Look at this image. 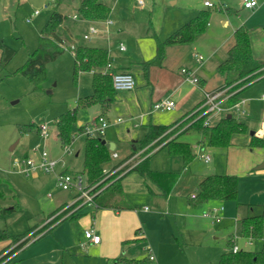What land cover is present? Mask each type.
<instances>
[{
    "label": "rangeland",
    "instance_id": "374dc122",
    "mask_svg": "<svg viewBox=\"0 0 264 264\" xmlns=\"http://www.w3.org/2000/svg\"><path fill=\"white\" fill-rule=\"evenodd\" d=\"M137 1L132 0L131 3L128 0L122 10H120V5L116 4V0L106 1L116 14L123 12L126 14L123 16L126 20L131 19L130 16L136 20L133 23L127 21L126 28L122 22V27H118L120 32L124 29V32L135 34L140 27L147 25L149 20L156 26L163 25L167 21L165 15L172 9L178 10L176 6L168 5L169 10L165 12L162 11V6H157L155 12L150 15V0H142L143 8L136 3ZM79 2L80 0H0V39L15 50L12 59L3 64L1 62L2 50L0 49V190L6 194V198L0 199V205L10 210L4 215L0 214V230L6 229L13 235L26 233L55 211L60 202L71 198L72 190L59 188L54 173L20 172L15 160L27 156L37 159L39 152L43 149L54 157L60 156L66 144H63L56 135V119L62 113L73 109L76 106V100L84 97L91 90L90 74L82 76L80 72L77 76L74 73V55L71 48H67L57 59L47 63V78L41 89L35 90L30 80L19 71L29 55L38 47L40 34L52 13L57 10L73 14L72 10L78 6ZM169 3L171 4V1ZM116 5L118 6L116 7ZM132 7H134L133 15L130 13ZM35 10H40V14L34 16L31 21H27ZM71 20L72 18L67 25L74 28L75 25ZM260 23L264 25V19L261 21L254 18L252 22L256 26ZM63 26L64 24L59 29L61 35L65 37L62 32ZM86 32H88V27L84 33ZM117 35H125V33L119 34L117 27L113 25L109 39L114 41ZM131 37L130 35V39H125L128 51L133 47ZM106 41V33L103 37L94 35L82 39L83 43L94 46L102 44L101 42L105 44ZM69 46L67 45V47ZM257 65H259L258 62L254 60L246 65V69L255 68ZM261 77V81L264 83V75ZM210 81L216 83L217 79L213 78ZM188 115L180 120L179 124L188 119ZM117 116L124 118V115L119 113ZM78 117L84 123L92 120L89 110L82 113L81 109ZM44 123L48 125L47 137L40 133L39 126ZM147 124L137 128L134 137L127 132L125 123L110 126L104 130L103 134L98 135V137L114 143L115 148L111 150V154L117 152L120 156V158L112 157L105 168L132 151V147L136 144L134 141L139 138L143 139L148 131ZM186 125H183L182 128H185ZM76 131L77 128H75L73 136L77 135ZM179 131H174L172 137L177 136ZM250 131L248 134H239V138L233 141L240 146H228L229 148L208 145L207 137L195 129L190 130L189 134L183 133L177 137L178 140L189 142L192 147L195 139L201 137L206 140L205 144L197 148L196 156L189 165L190 174L193 175L185 184V192L196 193L200 174L225 173L228 167L229 172L238 177V192L235 199H210L198 204L187 215V205L184 198L180 197L182 203H172L168 209L159 211L155 207L154 196L148 194V191L145 193L146 183L151 184L147 176L133 171L124 180L126 201L139 214L142 230L148 239L157 243L162 237L172 238L174 233L183 247L184 239L190 244L193 243L186 250V256L177 255L175 264H219L220 254L232 249L230 238L232 243H236L240 249L259 250L262 247L264 227L261 238H249L253 241L252 245L248 238L241 236L240 233V220L243 217L263 213V205L260 204L264 202V167L256 168V166L261 164L257 160L261 156L264 157V148L249 146L250 140L248 141L247 138L245 140V137H251ZM76 140L74 151L67 154L63 160V165L69 166V170H82L83 168L84 138L80 137ZM12 146L14 149L11 150ZM37 147H39V151H34ZM78 149L80 155L75 156ZM205 150L211 155V161L208 163L204 162L201 157ZM148 167L153 171L178 172L183 169L182 157L170 154L167 148H164L148 159ZM152 186L154 187V185ZM174 198H179V196L173 194ZM145 206H148L149 211H142ZM221 206L224 210L222 214H219L220 219L214 220L215 224H208L213 219L201 217L205 212ZM12 208L15 209L12 210ZM75 221L68 220L37 241L25 246L19 251L15 263L107 264L103 262L104 257H101L97 250L90 247L82 248L80 244L77 247H66V242L77 243L78 236L83 234L84 224L79 223L77 226ZM49 223L51 221L44 226L47 227ZM204 223V226H207L205 233L202 232L206 229L203 226ZM39 231L40 229L32 236ZM148 247H150L149 244L137 241L123 245L120 253L129 257L144 256L148 255ZM167 252L168 248L164 253ZM110 263L114 264L113 261ZM152 264L155 262L153 261Z\"/></svg>",
    "mask_w": 264,
    "mask_h": 264
},
{
    "label": "crops",
    "instance_id": "0c3cea01",
    "mask_svg": "<svg viewBox=\"0 0 264 264\" xmlns=\"http://www.w3.org/2000/svg\"><path fill=\"white\" fill-rule=\"evenodd\" d=\"M116 1V4L120 5V10H122L123 6L127 4L128 0ZM169 1H171V4ZM205 1L207 0H150V15H152V12H155V8L157 6H162V11L165 12L169 10L168 5L176 6L178 10L172 9L167 15H165L167 21L163 25L159 24L156 26L152 24L151 20H149L148 24L140 27L138 29L139 31L135 34L124 32V29L120 32L118 27H122V22H124V27L126 28L127 26L125 25L127 21L133 23L136 20L132 16H130L131 19L126 20L123 17L126 14L123 12H117L116 14L112 7L110 18L113 20V23L110 25H106L103 22H89L74 18L73 14L76 13L77 6H75V8L72 10L73 14L63 11L62 13L67 17L60 27H62L64 24L62 32L67 38L71 39L72 43H75L76 45L81 43L86 44L82 42V39L84 38L83 33L91 23H96L100 28V32L97 35L103 37L105 33L107 34L106 43L103 44V42H101L102 44L97 45L98 47H104L109 51L110 67L106 66L103 71H107L109 73L116 71H130L134 74L136 79V86L134 89L115 91L114 100L108 109L103 110L100 105H93L89 108L82 109V113H84L86 110H89L92 120L84 123L78 117V124L84 125L85 129V127L91 125L98 116L103 115L110 122L107 128L110 126H118L120 123H125L127 132L131 133V136L134 137L135 130L140 126L145 125V123H148L147 126L149 129L150 124H171L181 119L185 114L190 112L193 108L201 103L204 97V90H213L222 85L234 84L240 81L235 86V89H237L235 94L237 99L236 101L239 102L240 105L238 109H232L231 112H229V115H233L237 120L242 121L247 125V132L242 133L241 135L248 134L250 129H252L250 133L253 132L254 134H251V137L256 135L258 137L264 138V83L261 81V76L264 74L252 80H248L253 74H256L260 70L264 69V25L261 23L258 26L252 24L254 18H258L261 21L264 19V0H258V5L253 9L244 7L243 0H210L213 3L212 6L206 5ZM130 2L132 3V0H130ZM136 3L141 6V8H143L144 2L141 3L140 0H138ZM118 5H116V7ZM207 9H210L211 14L207 27L203 33H201L191 43L167 45L165 47V56L162 62L160 64H151L147 69H145L143 62L153 58L156 55L159 42L164 41L183 24L195 17L200 11ZM130 13L132 15L134 14V7H132V11ZM71 18L72 24L75 25L74 28L67 25ZM118 22L120 23L116 24ZM250 24H252V26H249ZM113 25L117 27L119 34L125 33V35L115 36L114 41H112L111 38L109 39V33ZM241 26H244L249 30L253 58L258 62V64H261V66L257 67V65L255 68L251 69H246L245 67L247 71H251L246 76L236 79V74L230 73L228 75H223L218 72L217 67L228 56V51L233 46L235 41L234 32ZM130 35L132 36L131 40L133 47L130 51H128L125 39H130ZM121 45H124L125 48L121 49ZM197 54H201L203 56L202 62L197 61ZM183 68H188L194 71L199 78V83H195L191 79L187 78L186 75L182 73ZM83 74H90L91 76V90L86 94L90 95L93 92V72H81L82 76ZM213 78L217 79L216 83H212L210 81ZM260 93L262 94L260 95ZM166 97H169L175 101L176 105L173 110L163 111L153 109V104L156 101ZM79 113L80 110L78 114ZM118 113L124 115V118L122 116H117ZM220 116L222 115L214 116L212 118V123H216ZM119 118L121 120H119ZM175 124H173V126ZM173 126H171L169 129H171ZM190 130L192 129H189L188 127L185 128L184 131L177 135V137L183 133L189 134ZM83 132L84 130L77 129V135L73 136V140L70 143V153L74 151V145L78 140H76V138L83 137L85 144L86 135ZM200 134L203 135L202 133ZM56 135L58 136L57 133ZM171 135H173V133ZM239 136V134L233 136L232 144L229 147L240 146V144L233 142L236 141V138H239ZM251 137H245V140L247 138L249 141L251 140ZM158 139H160V137L149 143L147 146L140 147V140L142 139L139 138L138 140L134 141L136 144L132 147V151L129 154H127L125 157H122L120 160L107 168L114 169L124 164L130 158H133L126 167L121 169V176L115 178L121 179L123 190L118 199L119 206L99 207L91 203H86L79 207L76 211L71 212V214L75 213L73 217L70 218L71 214L66 215L68 212H70L68 211L66 214L62 213L60 217L58 216V219L55 217L47 227L44 226L50 217L57 214L63 207L71 204L74 201L76 193L72 190L70 200L60 202L59 207L57 208L60 209L57 212L53 211L54 213L52 212L49 214L45 220L35 224L32 228H30V231L26 234V236L21 239L23 240L25 238H29V240L22 247L18 248L5 260H3L0 264L13 257L16 259L21 249L29 245L31 242L37 241L48 232L55 230L62 223L67 222L68 220H76L75 222L77 223V226H79L80 223L84 224L83 227L85 228L83 234L78 236V242H66V247H77L79 244L82 248L90 247L94 250H97L101 254V257H104L103 262L107 264H111V261H113L114 264H125L124 259H138L148 257L150 252L153 253L155 257L153 260L155 264H175L177 255L186 256V250L189 249V246H192L193 243L190 244V242H186L184 239L183 247L179 240L175 237L174 233L172 234V238L162 237V239L157 243L148 239L147 235L142 230V221L140 220L139 214L137 213L136 209H133V207L126 201L125 198L126 189L124 187V180L126 177L131 172L136 171L134 170V167L138 163L143 161L145 158L149 159L151 156L165 148L164 144L166 140L158 142ZM105 140L107 142L110 141L108 139ZM205 143L206 140L201 137L195 139L193 146L195 154L198 151L197 148ZM70 153H65L63 151L58 157L51 156L59 159L61 169L74 173H83L82 170H69V166L63 165L64 157ZM114 153H116V156H113ZM204 154H208L210 159L206 161L201 156L202 160L206 163L210 162L211 155L206 153V150ZM79 155L80 150L78 149L75 152V156ZM111 156L113 158H120L117 152H113ZM262 159H264L263 156L259 157L257 161L262 164L264 163V160ZM135 163L136 165L134 166ZM253 163L255 164V162ZM261 164H258L256 168H261L259 167ZM189 165L185 166L183 164V169L176 172L178 173L177 180L168 194L163 193V190L151 180L150 182L152 185H154V187L150 183H146L145 193L148 191V194H152V196H154V204L159 211H164L165 208L168 209L172 203H182L180 197L184 198V202L187 205V215L190 213V210L197 206L192 203L191 199L194 198L193 195L195 196L198 193L199 182L201 179L209 174H200L198 176L196 193L185 192V184L190 180L191 175H193L190 174ZM35 172L37 171H34V173ZM210 174L234 173L229 172L227 167L225 173L211 172ZM173 194L179 196V198L173 199ZM263 203L260 205H263ZM72 210L73 209H71V211ZM223 210L224 208L220 209L219 214H222ZM142 211H149L148 206H145ZM201 217L203 219H212L211 217H206L204 215H201ZM214 222L215 221L213 219L208 224L213 225L215 224ZM204 225L205 223L203 226ZM91 227H93L96 233L100 235L101 241L99 243H93L86 238L85 231ZM204 227L206 229L202 230L203 233L207 232V226ZM39 229L40 231L32 236L33 233H36V231ZM248 240L250 245H252L253 241L249 238ZM137 241H142L144 244H149L150 247L147 248L148 255L129 257L120 253V249H122L123 245H128ZM16 244L17 243H10V240L0 241V250L7 247L2 252V254L12 250ZM234 245L237 244L234 243ZM167 248L168 252L165 254L164 252L167 250ZM133 251H135V249H133ZM56 261L58 262V260Z\"/></svg>",
    "mask_w": 264,
    "mask_h": 264
},
{
    "label": "trees",
    "instance_id": "16d2710c",
    "mask_svg": "<svg viewBox=\"0 0 264 264\" xmlns=\"http://www.w3.org/2000/svg\"><path fill=\"white\" fill-rule=\"evenodd\" d=\"M111 12V6L105 0H80L76 7L75 14L80 20L103 22L110 18ZM210 14V9L200 11L195 17L183 24L164 41L159 42L156 55L143 62L145 69L151 64H160L162 62L165 56V47L167 45L187 44L193 42L205 31ZM66 17V15L57 10L52 13L40 34L38 47L29 55L19 69V71L30 80L35 90L43 87V83L47 78V63L57 59V57L67 49V45L72 44L71 39L62 36L59 29ZM234 38L235 41L228 51V56L218 65L217 70L223 75H228L230 73L236 74V79H239L246 76L251 71H247L245 67L248 63L253 62L254 58L249 30L244 26L237 28L234 32ZM0 49L2 50L1 62L6 64L14 56L15 50L5 44L1 39ZM109 62V51L106 48L90 46L82 43L76 45L74 53V73L78 76L80 72L92 71L93 92L90 95L79 98L73 109L62 113L56 119L57 134L63 144H69L72 142L75 128L84 130V125L78 124L79 110L89 108L93 105H100L103 110H106L114 100L116 90L113 87L112 75L107 71H103ZM259 66H261V64L257 67ZM262 74H264V69L257 72L256 75H253L248 80L257 78ZM236 100L237 99L234 95L228 100L227 104H234L237 102ZM190 112L171 124H150L148 132L144 138L140 140V147L147 146L149 143L160 137L158 142L167 140L164 146L170 154L181 156L183 164L185 166L189 165L196 156L192 145L189 142L178 140L177 136L169 139L170 135L175 130L167 131L173 126V124L178 123ZM193 118L194 116L186 119L180 123L178 128L189 123L188 128L195 129L199 133L205 135L208 140V145L210 146L228 147L232 144V138L234 135L247 132V125L244 122L237 120L233 115H229V113L220 116L216 123H211L210 125H204V117H199L191 123ZM249 146L264 148V138L253 135ZM111 158V150L102 143L101 137L86 135L82 172L86 175L87 183L89 185H93L104 178L105 165L110 162ZM134 170L147 176V178L156 183L165 194H168L171 191L178 176V173L172 171H153L149 169L148 158H145L138 163L134 167ZM114 177L115 176H111L98 184V188L104 187L94 198L99 207L119 206L118 199L123 190L121 179H114ZM237 192V175L209 174L201 179L199 182L198 193L193 199H191V201L193 204L198 205L210 199H235ZM4 198H6V194L3 190H0V199ZM59 209H56L54 212H57ZM9 211L10 210L0 205L1 215H4ZM61 214L62 213L58 216L60 217ZM74 215L75 213H72L70 218ZM58 216L57 219L59 218ZM240 225L241 236L250 239L261 238L263 236L264 227V203L262 214L243 217L240 220ZM29 231L30 229L26 233L13 235L6 229L0 230V241L10 240V243H17L12 250L0 256V262L5 260L29 240V238L21 240ZM229 241L233 247L234 243H232V239L230 238ZM6 248L7 247L0 250V255ZM15 262L16 260L13 257L2 264H16ZM124 262L125 264H152L149 257L124 259ZM218 263L264 264V243L259 250L239 249L236 252L228 250L220 255Z\"/></svg>",
    "mask_w": 264,
    "mask_h": 264
},
{
    "label": "built area",
    "instance_id": "2783aa9c",
    "mask_svg": "<svg viewBox=\"0 0 264 264\" xmlns=\"http://www.w3.org/2000/svg\"><path fill=\"white\" fill-rule=\"evenodd\" d=\"M142 3L143 1L140 0ZM206 5L212 6L213 3L210 0L205 1ZM243 5L246 8L253 9L258 5V0H243ZM47 7V6H45ZM40 14V10H35L30 17H28L27 21H31L34 16H37ZM74 18H77L76 14L73 15ZM106 25H110L113 23V20L111 18H108L107 20L103 21ZM100 32V28L97 26L96 23H91L88 27V32L83 34L84 39L90 38L93 35H97ZM68 48V47H67ZM69 48L72 49L73 55L75 53L76 44L72 43L70 44ZM121 49H124L125 46L121 45ZM197 61L202 62L203 56L201 54L196 55ZM107 67H110V64L107 65ZM182 73L186 75L187 78L191 79L195 83H199V78L195 74L194 71L183 68ZM112 75V82L113 87L115 90H132L136 86V79L132 72L130 71H116L111 73ZM242 81V80H241ZM240 81L234 83V84H226L222 85L216 89L213 90H204V97L201 103L188 115V117L194 116L191 123L196 120L199 117H204V125H210L212 123V118L216 115H225L229 112H231L232 109L239 107L240 103H234V104H227L228 100L234 96L237 92V89H235V86ZM175 101L169 97L162 98L158 101H156L153 104V109L155 110H163V111H170L175 108ZM187 117V118H188ZM119 120H121L119 118ZM109 120L104 117L103 115L98 116L95 121L91 124L85 127L84 134L87 136H98L100 134L104 133V130L109 125ZM179 122L176 123L171 129H169L167 132L171 130H180V132L184 131L185 128L189 126V123L186 125L185 128H178ZM40 133L47 137L48 135V125L47 124H41L40 125ZM174 137V136H173ZM172 135L169 137V139L173 138ZM168 139V140H169ZM167 141V140H166ZM34 151H39V147L35 148ZM65 153H70V143L66 144L64 147ZM113 156H116V153L113 154ZM202 157L208 161L210 159V156L208 154H202ZM133 158H130L127 160L124 164L120 165L119 167H116L114 169H104L105 176L104 178L93 184L89 185L87 183V178L84 173H74L69 172L67 170H63L60 167V161L59 159H56L51 156V154L43 149L41 152H39V158L34 159L32 157H23L22 159L15 160V164L18 167V171L20 172H34V171H43L46 173H54L56 177V183L57 186L63 190H73L75 191V199L74 201L63 207L57 214L50 217L47 221H52L55 217H57L60 213H64L66 215L71 214V212L76 211L79 207L86 203L94 204L95 206H98V204L95 202L94 198L95 196L104 188L100 187L98 188V184L102 182L103 180L115 176V178H118L121 176V169L126 167L129 162H131ZM136 163L134 164V166ZM194 197V195H193ZM223 207L219 208H213L211 211L205 212L203 215L206 217H211L214 220H219V210ZM71 209H73L71 211ZM86 238L93 242V243H99L101 241L100 235H98L93 227L86 229L85 231ZM240 248L237 245H234L232 247V251L236 252ZM149 259L153 261L155 259L153 253H149L148 255Z\"/></svg>",
    "mask_w": 264,
    "mask_h": 264
},
{
    "label": "water",
    "instance_id": "95a60500",
    "mask_svg": "<svg viewBox=\"0 0 264 264\" xmlns=\"http://www.w3.org/2000/svg\"><path fill=\"white\" fill-rule=\"evenodd\" d=\"M251 134H254L253 132ZM102 143L105 144L107 147L110 148V150H113L115 145L112 142H107L105 139H102ZM14 149V146L11 147V150ZM264 163H262L261 165H259V167H263Z\"/></svg>",
    "mask_w": 264,
    "mask_h": 264
}]
</instances>
